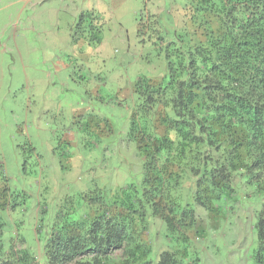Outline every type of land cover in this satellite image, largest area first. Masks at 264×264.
I'll use <instances>...</instances> for the list:
<instances>
[{"label":"rangeland","instance_id":"374dc122","mask_svg":"<svg viewBox=\"0 0 264 264\" xmlns=\"http://www.w3.org/2000/svg\"><path fill=\"white\" fill-rule=\"evenodd\" d=\"M193 4L0 0V190L6 187L16 203L4 211L6 246L14 241L44 264L45 241L61 214L88 216L94 207L86 196L110 194L137 178L131 142L123 147L127 163L118 159L122 141H129L130 90L140 77L168 75L167 51L197 29ZM86 12L100 16L92 22L102 26L101 44L90 43L82 35L90 31L77 27ZM244 192L234 207L210 217L200 209L190 263L255 264L261 200ZM160 228L152 220L154 261L163 244Z\"/></svg>","mask_w":264,"mask_h":264},{"label":"trees","instance_id":"16d2710c","mask_svg":"<svg viewBox=\"0 0 264 264\" xmlns=\"http://www.w3.org/2000/svg\"><path fill=\"white\" fill-rule=\"evenodd\" d=\"M192 1L198 26L167 51L168 75L140 77L130 90L129 141L118 159L127 163L123 147L131 142L139 175L110 194L86 196L92 214H61L44 264H192L200 209L210 217L234 207L245 189L261 200L253 257L264 264V0ZM99 18L82 13L77 24L95 45L103 41L92 22ZM15 206L0 190V264H42L28 248L4 242V211ZM152 220L163 236L156 261Z\"/></svg>","mask_w":264,"mask_h":264}]
</instances>
